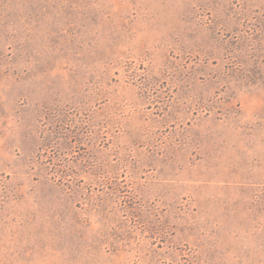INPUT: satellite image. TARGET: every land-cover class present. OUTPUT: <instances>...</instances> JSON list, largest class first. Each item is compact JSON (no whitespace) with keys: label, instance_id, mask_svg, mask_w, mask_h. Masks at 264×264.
I'll use <instances>...</instances> for the list:
<instances>
[{"label":"rangeland","instance_id":"1","mask_svg":"<svg viewBox=\"0 0 264 264\" xmlns=\"http://www.w3.org/2000/svg\"><path fill=\"white\" fill-rule=\"evenodd\" d=\"M0 264H264V0H0Z\"/></svg>","mask_w":264,"mask_h":264}]
</instances>
